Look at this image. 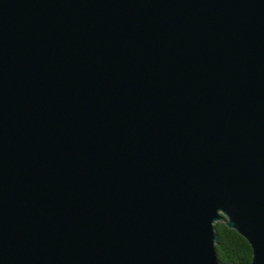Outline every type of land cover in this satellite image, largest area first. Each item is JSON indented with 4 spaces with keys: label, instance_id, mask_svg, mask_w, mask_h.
<instances>
[{
    "label": "water",
    "instance_id": "95a60500",
    "mask_svg": "<svg viewBox=\"0 0 264 264\" xmlns=\"http://www.w3.org/2000/svg\"><path fill=\"white\" fill-rule=\"evenodd\" d=\"M264 264V0H0V264Z\"/></svg>",
    "mask_w": 264,
    "mask_h": 264
},
{
    "label": "trees",
    "instance_id": "16d2710c",
    "mask_svg": "<svg viewBox=\"0 0 264 264\" xmlns=\"http://www.w3.org/2000/svg\"><path fill=\"white\" fill-rule=\"evenodd\" d=\"M218 256L223 264H248L253 257L252 248L245 237L224 221L216 223Z\"/></svg>",
    "mask_w": 264,
    "mask_h": 264
}]
</instances>
